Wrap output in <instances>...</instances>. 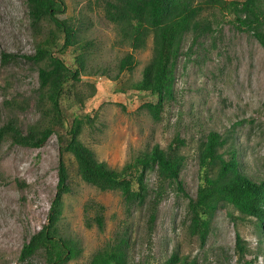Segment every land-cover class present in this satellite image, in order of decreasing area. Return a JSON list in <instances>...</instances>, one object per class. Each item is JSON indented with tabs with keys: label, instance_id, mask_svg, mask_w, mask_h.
Returning <instances> with one entry per match:
<instances>
[{
	"label": "rangeland",
	"instance_id": "obj_1",
	"mask_svg": "<svg viewBox=\"0 0 264 264\" xmlns=\"http://www.w3.org/2000/svg\"><path fill=\"white\" fill-rule=\"evenodd\" d=\"M68 18L79 25L86 49L80 80L74 85L79 104L71 95L62 99L68 121L74 114L87 115L79 137L99 160L120 167L140 151L154 144L166 147L175 134L185 140L186 156L180 173L186 192L194 196L198 179V151L204 136L211 130L226 139L219 149L224 157L235 149L239 169L254 180L264 178V48L247 31L235 28L218 13L214 30L203 36L191 51L181 54L175 72L174 98L166 102L160 120H154L141 107L144 95L129 88L141 76L151 56L152 39L142 49L133 50L121 42L117 28L104 16L96 0H62ZM209 13L207 12V15ZM41 32L33 34L25 0H0V126L16 118L23 131L27 126H44L38 102V67L23 55L34 53L37 40L52 22L41 21ZM190 44L187 36L183 51ZM14 53L6 62L1 53ZM132 53V70L118 73L119 60ZM73 66L69 48L57 52ZM22 107H10L5 100ZM60 142L52 134L40 147H28L0 139V264H46L45 253L38 250L24 260L20 250L30 236L46 223L47 213L56 192ZM69 170V191L63 195L59 221L61 233L77 239L81 254L66 264H88L94 251L128 225L130 248L128 264H166L173 251L199 264H264V228L259 230L254 217L242 215L232 205L221 204L214 215L212 230L203 247L187 231V198L167 188L159 202L154 220L149 223L147 206H135L126 214L117 191H101L84 182L77 173L69 152H62ZM152 188L157 184L155 171L146 173ZM103 206L104 224H84V206ZM94 207H89L90 215ZM246 246L239 258L235 234Z\"/></svg>",
	"mask_w": 264,
	"mask_h": 264
},
{
	"label": "trees",
	"instance_id": "obj_2",
	"mask_svg": "<svg viewBox=\"0 0 264 264\" xmlns=\"http://www.w3.org/2000/svg\"><path fill=\"white\" fill-rule=\"evenodd\" d=\"M101 3L104 16L117 28L121 42H127L133 50L142 49L151 36L152 50L148 62L141 70L137 81L129 88L137 96L144 95L141 107L156 121L166 102L174 98L175 72L178 60L186 51H191L199 40L210 34L213 25L219 22L218 13L229 17L235 28L250 33L264 48V0H96ZM33 34L41 31V21L49 19L52 24L45 35L37 40L34 53L23 57L38 67V102L44 126L32 124L26 131L16 118L8 119L0 126V139L4 136L12 142L40 147L52 135L60 142L57 167V183L46 223L33 233L20 250L19 259L24 260L38 250L45 253L46 264H66L81 254L80 242L61 233L59 221L62 213L63 195L69 191V170L62 152H69L76 164L80 178L101 191H117L124 202L126 214L135 207L146 205L149 223L167 188L187 198V231L196 236L203 247L212 230V221L217 208L230 204L242 215L254 217L259 230L264 228V178L257 181L239 169L236 150L230 149L229 156L219 152L226 139L211 130L201 141L198 151V184L194 196H190L180 179L186 156L182 153L185 140L175 134L166 147L159 144L140 151L120 167H112L99 160L94 151L84 144L79 135L85 124L91 123L89 114H74L70 121L62 105V99L74 97L76 103L83 99L76 96L74 85L80 80V67L90 42L84 41L79 25L68 18L60 19L57 14L65 10L62 0H25ZM207 12L209 13L207 15ZM190 36V44L183 51L184 41ZM69 48L73 52L74 65L69 66L57 54ZM15 57L14 53H1L3 62ZM132 53H126L118 63L117 72L132 70L135 66ZM5 104L22 107L15 100ZM155 171L157 184L154 188L146 182V173ZM89 207H94L92 215ZM84 224L103 228V206L95 203L84 206ZM130 231L124 225L103 246L94 251L88 264H128ZM235 244L239 258L245 255L246 246L238 232ZM166 264H199L196 257L189 258L173 251ZM244 264H249L245 261Z\"/></svg>",
	"mask_w": 264,
	"mask_h": 264
}]
</instances>
